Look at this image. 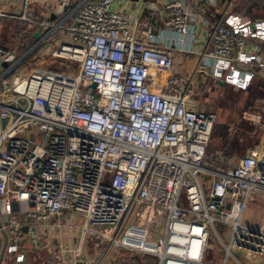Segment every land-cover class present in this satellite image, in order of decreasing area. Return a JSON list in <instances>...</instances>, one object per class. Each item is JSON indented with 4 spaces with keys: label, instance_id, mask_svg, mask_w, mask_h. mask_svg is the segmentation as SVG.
<instances>
[{
    "label": "built area",
    "instance_id": "1",
    "mask_svg": "<svg viewBox=\"0 0 264 264\" xmlns=\"http://www.w3.org/2000/svg\"><path fill=\"white\" fill-rule=\"evenodd\" d=\"M34 1L0 9V29L21 25L14 43L0 37L5 254L22 262L27 237L78 226L45 264H264V225L243 223L264 201V144L209 155L218 115L197 89L201 67L252 83L264 19L220 0H163L141 17L114 0L40 15ZM242 116L264 127V110Z\"/></svg>",
    "mask_w": 264,
    "mask_h": 264
},
{
    "label": "crops",
    "instance_id": "2",
    "mask_svg": "<svg viewBox=\"0 0 264 264\" xmlns=\"http://www.w3.org/2000/svg\"><path fill=\"white\" fill-rule=\"evenodd\" d=\"M63 0H36L34 1V9L35 11L40 15L50 14L56 10V6ZM85 0H73L72 5L68 7V11H71L74 9V7H77L81 2ZM96 1V0H91ZM232 1L231 5V12L237 15H241L244 17L245 21H253L257 18H251L246 15H243L241 12H237V10H234V4L236 0H220V5L228 4ZM15 2V3H14ZM163 0H114L113 6L116 9L128 11L132 13L135 17H141L144 13H147L150 8L152 7H162ZM23 0H0V9H4L6 7L14 8L17 11H20L22 9ZM220 6V8L222 9ZM55 17V15H53ZM60 17V15H58ZM162 18H159L157 21L158 28L162 27ZM203 38V34H201ZM7 39V38H6ZM4 39V41H7ZM16 40L15 34L11 36V39L9 40L10 44L14 43ZM26 48H23L19 51V53L24 52ZM37 53V50H33L32 54L29 57H35V54ZM259 61L264 62V49L261 52L257 53V60L256 62L248 68V70L252 71L254 73L253 81L252 83L241 90H247L254 86L255 83L261 82V84L264 86V64L261 65ZM194 63V62H193ZM208 84V85H207ZM224 85L228 84H222L215 79H212L202 73H199L197 75V89H198V98L204 95V92L207 90H210V93L205 95L206 97H217L216 89L219 87H223ZM233 87V86H232ZM256 105L255 108L257 110L260 109L262 112L264 110V96H260L256 99ZM200 106L206 110V107H204L201 103ZM229 143L233 142L234 144L232 147L234 148V152H236L235 156H241L248 152H253V149L255 146L264 144V138H261L262 140L258 143H255L256 141L247 140L243 143L244 138H237L233 139L230 135L229 137ZM256 140V137H253ZM243 143V144H242ZM226 145V144H225ZM225 145H218L216 152L211 155L212 157H216L217 154H225V155H234L233 152H231L228 149V146ZM209 149V148H208ZM238 149V150H237ZM237 150V151H236ZM252 204V203H251ZM260 206L257 209L252 210L254 207L251 205L250 208L248 207L249 213H257V215L264 216V201L259 204ZM247 211V210H246ZM246 213V212H245ZM69 218V217H68ZM71 218V217H70ZM261 221V220H260ZM257 224L260 225V223L257 220ZM249 225V224H247ZM253 226V227H258ZM251 226V225H249ZM252 227V226H251ZM80 233V228L73 227L71 229L67 227H61L60 229L53 227L49 229L48 231L42 233L39 236V240H34V238L27 237L28 239L24 243V245L21 248V251L25 254V259L22 262L16 261L15 256L12 255H6L3 248V235L0 234V264H45V259L48 258V255H50L51 251H55L56 249H59L61 246L64 247H75L78 243V236Z\"/></svg>",
    "mask_w": 264,
    "mask_h": 264
},
{
    "label": "rangeland",
    "instance_id": "3",
    "mask_svg": "<svg viewBox=\"0 0 264 264\" xmlns=\"http://www.w3.org/2000/svg\"><path fill=\"white\" fill-rule=\"evenodd\" d=\"M234 10L251 18L264 19V0H236ZM20 27L21 25L17 22L13 23L4 20L1 23L0 37H2L3 41L7 38V41L4 42L10 44L9 40L11 36L15 30L20 32ZM207 92L210 93V90H206L204 95L202 96L201 94L198 98L199 103L207 109L216 112L218 115L211 144L208 149L209 155H213L216 152L219 144H226L225 146H228V149L235 155L236 152H234L235 150L232 147L234 143L231 142L227 144L230 135L233 139L237 138V136L238 139L244 138L243 143L247 140L256 141L255 143H258L262 140L261 138H264V127L255 125L253 122L245 120L242 116L245 110L254 112L256 109V105H254L256 104V99L260 96H264V86L261 82L255 83L254 86L247 90H239L232 87L230 84L224 85L216 89L217 97H206L205 95L208 94ZM253 137H256V140ZM259 204H261V202L252 203L248 207L250 208L252 205L254 207L252 210H254L260 206ZM257 220L260 225L257 224ZM243 223L251 226L259 225L258 227H260L264 225V216L257 215V213H253V211L249 213L247 208Z\"/></svg>",
    "mask_w": 264,
    "mask_h": 264
},
{
    "label": "water",
    "instance_id": "4",
    "mask_svg": "<svg viewBox=\"0 0 264 264\" xmlns=\"http://www.w3.org/2000/svg\"><path fill=\"white\" fill-rule=\"evenodd\" d=\"M40 34H41V29H39V31L35 34V37H36V38L39 37ZM200 72H201L202 74H204V75L210 77V78H214V77H213V76H212V75L206 70L205 67H201V68H200ZM91 86H92V87H95L96 84L93 83Z\"/></svg>",
    "mask_w": 264,
    "mask_h": 264
},
{
    "label": "trees",
    "instance_id": "5",
    "mask_svg": "<svg viewBox=\"0 0 264 264\" xmlns=\"http://www.w3.org/2000/svg\"><path fill=\"white\" fill-rule=\"evenodd\" d=\"M210 147V146H209Z\"/></svg>",
    "mask_w": 264,
    "mask_h": 264
}]
</instances>
